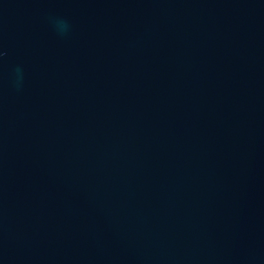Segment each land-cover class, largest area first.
<instances>
[{"label":"water","instance_id":"obj_1","mask_svg":"<svg viewBox=\"0 0 264 264\" xmlns=\"http://www.w3.org/2000/svg\"><path fill=\"white\" fill-rule=\"evenodd\" d=\"M0 47V264H264V0H0Z\"/></svg>","mask_w":264,"mask_h":264},{"label":"clouds","instance_id":"obj_2","mask_svg":"<svg viewBox=\"0 0 264 264\" xmlns=\"http://www.w3.org/2000/svg\"><path fill=\"white\" fill-rule=\"evenodd\" d=\"M53 23L55 25V29L57 33L61 36L67 35L70 31V24L63 20V19H55L53 18ZM8 53L4 50H2V47H0V62H2L3 58L6 57ZM23 82V71L21 68L17 67L14 70V83L17 87H19Z\"/></svg>","mask_w":264,"mask_h":264}]
</instances>
